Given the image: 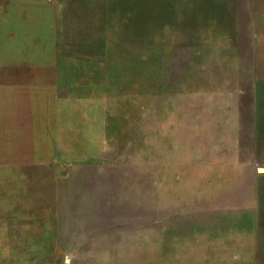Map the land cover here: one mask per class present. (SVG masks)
<instances>
[{
  "label": "rangeland",
  "instance_id": "obj_1",
  "mask_svg": "<svg viewBox=\"0 0 264 264\" xmlns=\"http://www.w3.org/2000/svg\"><path fill=\"white\" fill-rule=\"evenodd\" d=\"M0 264H264V0H0Z\"/></svg>",
  "mask_w": 264,
  "mask_h": 264
}]
</instances>
